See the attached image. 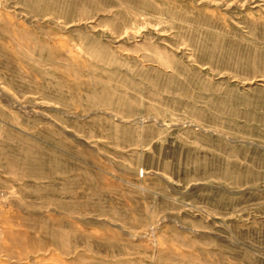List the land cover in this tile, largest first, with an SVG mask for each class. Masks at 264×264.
I'll return each instance as SVG.
<instances>
[{
    "label": "rangeland",
    "instance_id": "1",
    "mask_svg": "<svg viewBox=\"0 0 264 264\" xmlns=\"http://www.w3.org/2000/svg\"><path fill=\"white\" fill-rule=\"evenodd\" d=\"M0 264H264V0H0Z\"/></svg>",
    "mask_w": 264,
    "mask_h": 264
}]
</instances>
